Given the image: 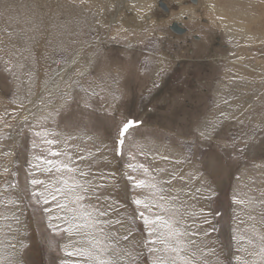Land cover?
Wrapping results in <instances>:
<instances>
[{
    "label": "rangeland",
    "instance_id": "1",
    "mask_svg": "<svg viewBox=\"0 0 264 264\" xmlns=\"http://www.w3.org/2000/svg\"><path fill=\"white\" fill-rule=\"evenodd\" d=\"M205 1L212 28L196 11L183 20L175 5L165 19L154 0H0V264H85L65 249L75 251L87 238L49 219L71 212L32 195L43 191L33 179L52 184L59 176L38 157L68 156L91 170L89 179L107 184L102 194L116 209L111 217L122 219L130 233L121 244L132 249L136 264H153L157 255L144 246L146 229L138 213L152 216L158 210L132 203L155 199L129 179H150L143 169L129 167L139 164L157 180L175 174L179 206L190 225H200L195 229L200 264H260L259 256L249 255L252 245L238 238L252 235L250 217L259 223L264 215V0H249L247 16L239 15V6L232 14L215 0ZM121 18L128 29L117 25ZM172 21L183 24V36L187 28L197 34L218 31L234 44L217 56L221 68L206 91L191 80L182 88L181 82L166 84L174 61L187 58L173 51L167 30ZM200 54L197 48L192 57ZM186 68L182 73L195 71L191 78L200 80V68ZM126 119L137 124L117 155L115 140ZM49 150L66 155L54 157ZM91 203L103 207L102 201Z\"/></svg>",
    "mask_w": 264,
    "mask_h": 264
},
{
    "label": "snow or ice",
    "instance_id": "2",
    "mask_svg": "<svg viewBox=\"0 0 264 264\" xmlns=\"http://www.w3.org/2000/svg\"><path fill=\"white\" fill-rule=\"evenodd\" d=\"M136 124L137 121L126 119L119 126L115 140L117 155L122 154L126 136ZM41 135L43 134L37 133V136ZM200 135L203 136L204 133ZM44 143L54 145L56 141L45 139ZM49 155L63 157L66 153L49 150ZM38 159L42 163L51 165L52 167L47 170L49 172L55 170L59 176L52 184L33 179L31 183L34 186L42 185L43 191L33 192L32 195L45 204L56 202L61 212L69 210L70 217L55 214L49 217L50 221H63L67 225L62 229L64 232L70 235H83L87 238L86 245L76 247L75 251L65 249V254L69 257L83 258L85 264H121L124 259L128 261V264H136V256L132 255V249L121 244V241L129 239L130 233L125 228L122 219L111 217V213L116 209L110 203L109 195L102 194V189H105L107 184L89 179L92 175L91 170L86 172L78 167L71 156H68L66 160L58 161L45 160L43 157H38ZM79 159L83 161L87 158L81 156ZM129 167L133 170L143 169L144 176L150 177V179L137 180L132 177L129 179L133 180L135 188H148L155 197L153 200L135 199L132 201L137 208L142 206L145 210H158L152 216L138 213L146 229L147 239L144 246L151 245L149 251L157 253L153 264H200L199 258L203 255V250L199 247L198 233L195 230L200 225L196 223L190 225L186 219L187 210L182 211L179 206L180 193L174 194L172 187L175 174L169 173L167 178L161 176L157 180L154 171L145 167L144 164L129 165ZM104 179L103 176L100 177L101 181ZM189 194L184 193V195ZM93 199L102 201L103 207L97 208L92 205ZM250 218L253 219V223L249 225L252 235L240 236L238 239L247 240L253 247L249 255L259 256L260 264H264V215L261 216L259 223L254 217ZM49 227L61 230V225L58 223H50ZM122 228H125L124 232L119 231ZM244 264H250V262L245 260Z\"/></svg>",
    "mask_w": 264,
    "mask_h": 264
},
{
    "label": "flooded vegetation",
    "instance_id": "3",
    "mask_svg": "<svg viewBox=\"0 0 264 264\" xmlns=\"http://www.w3.org/2000/svg\"><path fill=\"white\" fill-rule=\"evenodd\" d=\"M175 9H176V6H175ZM158 11H161L162 14H166L168 12V10L165 7L164 8L160 7ZM173 23H176L177 26L176 25L172 26V23H171V25L167 29L169 33L171 34V38H172L171 40H173L171 46L174 52H177V53L179 52L180 56H185L187 58H180L174 61L175 65L169 71V76L167 74L168 80L166 84L167 86H169V85H173V84L181 82V84H179L178 87L182 88V86H184L185 84H187V82L191 80L192 85L198 86V84H200V89L206 91L207 87L212 82L211 80H213L214 78L216 79L217 77L216 76V74L218 73L217 67L219 66V64H221V61L219 60L220 57H217V56L223 55L224 52L228 53L231 51V48L228 49L226 47V45L228 44V41H225L222 39L221 32L215 31L211 34H199V33L197 34V33H192L196 31V30H193V28L192 29L188 28V33L184 34L185 36L183 37V35H181L184 31L183 24H181L180 22L177 23L176 21H174ZM176 29H180L181 31L178 32L176 31ZM196 35H201V38L203 37L204 40H201V38ZM182 38L184 39V41L181 40ZM176 39H179V40L175 41ZM195 44H200V46L196 47ZM183 46H184V49L182 48ZM197 48L200 49V52L202 50L204 51V55L200 54V58L192 57L194 56V53H196ZM208 50L209 52H207ZM185 62H188V64H184ZM183 67H190V68H186V70H189V71L195 68L196 70L197 68H200L199 70L200 80L191 78V74L195 71H192L191 73H188V71L182 73ZM220 68L221 67L219 66L218 69ZM196 94L197 92L195 93V95Z\"/></svg>",
    "mask_w": 264,
    "mask_h": 264
},
{
    "label": "bare ground",
    "instance_id": "4",
    "mask_svg": "<svg viewBox=\"0 0 264 264\" xmlns=\"http://www.w3.org/2000/svg\"><path fill=\"white\" fill-rule=\"evenodd\" d=\"M180 1V2H179ZM179 1H172V3H168V1L166 2L165 0H154L155 2V9L158 11V9L160 7H165L168 12L165 14L166 18L165 19H169V17H171L173 15V9L174 8V5L176 6V9L177 11L175 12H178L179 14H183V16H181L183 18V20H189L192 18V13L193 11H196L198 12V15L201 17H205L206 16V13L208 12V8H209V5L208 3L205 1V0H194V1H189V0H179ZM182 1V2H181ZM159 2V3H158ZM190 2V3H189ZM157 3H158V6H157ZM195 3V4H194ZM200 3V4H199ZM214 4L216 6H223L225 9H228V10H231V13L233 14L235 12V10L237 9V7L239 6L240 7V11L238 12L239 15H246L250 12V6L252 5V3L249 1V0H229V1H223V0H215L214 1ZM178 5V6H177ZM261 3L258 5V8H261ZM182 7H187V8H182ZM200 8V12H199V9ZM126 12L130 13L131 14V11L130 10H127L126 9ZM162 15V14H161ZM164 15V14H163ZM170 15V16H169ZM169 16V17H168ZM206 18V17H205ZM246 18V17H244ZM117 19H114L112 18V14L110 15V22L111 23H116L117 22ZM161 19V18H159ZM208 20V26L209 27H213L212 25V21L208 18H206ZM205 19V20H206ZM109 20L107 21V23H109ZM240 21V20H238ZM174 21H172L171 23H173ZM177 23H179L178 21H176ZM170 23V25H171ZM118 26L120 27H123L124 29H128L130 27V24L126 22V20L124 19H120V21L117 23ZM132 27H133V24H132ZM172 27V26H171ZM185 29V28H183ZM188 29V28H187ZM176 31L180 32L181 30L180 29H176ZM190 31V30H189ZM164 32V31H163ZM162 32V33H163ZM166 33V32H165ZM188 33V31H187ZM158 35V34H157ZM162 35V34H161ZM185 36V35H184ZM183 36V37H184ZM154 37V36H153ZM162 37V36H161ZM178 37V36H177ZM194 37V36H193ZM164 38V37H163ZM162 38V39H163ZM160 39V38H159ZM158 39V40H159ZM242 40V38H241ZM157 41V39H156ZM172 41V40H171ZM172 43V42H171ZM240 43V42H239ZM167 44V43H166ZM174 44V43H173ZM234 44L232 43L230 45V43L228 44V49L232 48ZM165 46V45H164ZM178 48V47H177ZM160 50V49H159ZM164 50V48H163ZM84 51V50H83ZM155 51V50H154ZM172 51V49H171ZM173 52V51H172ZM149 53V52H148ZM177 53V52H176ZM152 54V53H151ZM155 54V52H154ZM153 55V54H152ZM179 56V55H178ZM167 58V57H165ZM78 59V56L74 58L73 62L76 61ZM77 62H74L73 64L76 65ZM73 64H71L70 66H72ZM172 64V63H171ZM169 65V64H168ZM236 66H241V64H238L236 63ZM170 68V66H169ZM169 72V71H168ZM29 109V108H28ZM23 117V116H22ZM129 169V168H128ZM183 180V179H182ZM181 182H185L184 180L181 181ZM217 201V200H216ZM114 219V218H113ZM242 225V224H241ZM123 231V230H121ZM124 232V231H123Z\"/></svg>",
    "mask_w": 264,
    "mask_h": 264
},
{
    "label": "water",
    "instance_id": "5",
    "mask_svg": "<svg viewBox=\"0 0 264 264\" xmlns=\"http://www.w3.org/2000/svg\"><path fill=\"white\" fill-rule=\"evenodd\" d=\"M190 1H194V0H190ZM174 25H176V26H177V24H176V23H172V26H174Z\"/></svg>",
    "mask_w": 264,
    "mask_h": 264
}]
</instances>
